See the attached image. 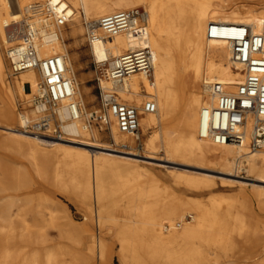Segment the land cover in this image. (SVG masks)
<instances>
[{
	"label": "bare ground",
	"instance_id": "bare-ground-1",
	"mask_svg": "<svg viewBox=\"0 0 264 264\" xmlns=\"http://www.w3.org/2000/svg\"><path fill=\"white\" fill-rule=\"evenodd\" d=\"M39 1L57 10L66 9L70 14L67 24L41 27L39 16L27 14L28 6ZM138 6L145 12L141 33L102 34L101 17ZM24 22L39 27L42 56H65L68 74L76 84L75 97L83 108L94 100L88 95L87 77L79 74L78 55L69 50L87 30L85 23L90 22L97 34L90 39L89 48L103 85L108 61L149 46L151 71L132 74L118 85L121 96L140 111L144 139L138 141L121 132L114 117L108 127H87L85 114L64 125L80 139L51 138L23 130L27 119L36 118L30 101L41 74L28 69L8 79L4 50L23 37ZM211 23L248 24L254 32L264 33V0H0V147L26 161L6 169L10 185L3 189L42 188L40 193L47 201L53 200L48 193L52 187L71 191L85 207L86 219L95 205L97 226L118 237L125 264H236L247 254L245 246L260 243L255 234L264 232V222L253 224L254 215L247 213L245 206L220 195L207 201L180 196L138 164L157 160L231 173L236 165L246 163L255 174L252 179L264 183V149L252 152L248 141L217 144L209 138L208 117L213 105L209 84H238L244 74L231 60L229 43L209 37ZM17 97L28 103L27 111L19 116L14 108ZM150 98L156 101L157 110L144 113L142 104ZM61 114L68 112L64 109ZM107 128L110 132L103 134L101 130ZM104 136L124 148L101 140ZM140 143L144 153L134 150ZM178 179L197 188L207 186L205 179L182 175ZM16 201H0V264H91L95 251L102 264L107 261L105 238L85 227L75 233L77 243L87 251L79 252L73 262L53 246L37 248L38 243L50 240L44 228L54 223L55 209L48 207V217L37 209L31 223L20 207H15ZM177 220L183 221L182 226H177ZM64 231L73 236L70 229ZM210 248L216 250L213 255ZM256 264H264V258Z\"/></svg>",
	"mask_w": 264,
	"mask_h": 264
},
{
	"label": "built area",
	"instance_id": "built-area-1",
	"mask_svg": "<svg viewBox=\"0 0 264 264\" xmlns=\"http://www.w3.org/2000/svg\"><path fill=\"white\" fill-rule=\"evenodd\" d=\"M30 17L39 16L41 27L67 24L70 14L66 9L57 10L39 2L27 8ZM144 10L140 7L118 10L104 15L98 21L101 32L113 37L123 32L141 33ZM90 39L97 38L92 24L86 23ZM39 27L24 22V33L20 40H13L7 47V56L13 75L34 69L41 78L33 92L31 107L36 118L27 119L22 129L35 135L51 138H75L68 132L67 121L80 119L85 114L87 127L94 124L108 126L114 117L121 132L132 135L140 141V111L125 100L118 91V85L135 73H149L152 69V52L149 46L129 50L106 63V83L97 76L100 89L99 109L87 112L76 99L75 80L68 74L66 58L61 53L48 56L40 54L42 36ZM209 37L226 40L230 45V56L240 65L243 80L238 83H210L213 105L208 117L209 138L217 143L242 145L246 141L250 151L264 149V33L254 32L248 24L211 23ZM66 109L68 114L61 112ZM157 110L153 98L143 103L142 112ZM178 227L181 226L179 222Z\"/></svg>",
	"mask_w": 264,
	"mask_h": 264
},
{
	"label": "rangeland",
	"instance_id": "rangeland-1",
	"mask_svg": "<svg viewBox=\"0 0 264 264\" xmlns=\"http://www.w3.org/2000/svg\"><path fill=\"white\" fill-rule=\"evenodd\" d=\"M37 1V0H34ZM254 3V2H249ZM143 9V6H138ZM86 26V23H85ZM68 44H73V40H67ZM89 38L87 30L84 31V35L79 38V42L76 47L71 48L70 54H77L79 57V64L81 69L79 74H83L87 77L88 81L86 83L89 86V96L94 100L92 103L88 104L85 111H93L99 109L100 105V89L99 82L97 80V66L93 59V56L89 48ZM5 57L8 64V79L13 78V74L10 68L9 58L7 56V47L4 50ZM26 101L23 97H17L14 101V108L16 115L19 116L20 113L27 111ZM31 105V101H30ZM143 105V104H142ZM18 126V122L14 123ZM94 128L102 127L100 124H94ZM108 127V126H103ZM110 132V129H105L101 132ZM150 132L146 136H149ZM145 136V137H146ZM80 139L81 137H75ZM144 139V135L141 133V139ZM101 140L109 142L113 147L123 149L120 145H117L112 137L104 136ZM143 142V141H142ZM90 149H95L91 148ZM137 152L144 153L143 143L137 145L134 149ZM163 155V152L160 151ZM18 161H25L18 155L12 153L10 150L0 147V201H7L9 199L17 200L16 204L24 212V216L27 221L34 222L36 217L37 209H41L44 216L48 217V207H53L55 209L56 219L52 225L45 226V235L50 239L48 242L38 243L37 248L53 246L54 249L59 250L63 253V258L65 260L73 262L78 256L79 252H86V246H81L77 243V233L75 231L81 228H87L97 235L105 238L108 247V259L104 264H125L120 257V244L119 239L115 233H108L105 227L99 229L97 226L95 205H93V212L88 219H86L87 211L83 205L79 203L76 196L71 191H65L58 187H52L48 193H50L53 200L47 201L40 191L42 188L37 189L35 187L22 188L20 190L8 189L5 190L3 187L7 185L8 175L6 174V169L11 165H14ZM152 163L138 162L143 169L148 170L152 174L160 178L174 193L185 196L192 197L197 200L207 201L213 196H223L231 201H233L237 206H245L248 211L253 215L252 223L264 222V183L253 180L255 174L250 171L249 166L246 163L236 165L231 173H223L219 171H209L203 170L191 165L173 163L167 161H157L151 160ZM211 167L222 170L221 167L215 165H209ZM182 175L188 178H197L207 180V186H201L199 188L187 185L184 181H180L178 176ZM109 174L107 178L109 179ZM187 218L191 219L188 215ZM181 224L183 221L177 220ZM182 226V225H181ZM180 227V226H179ZM64 228L70 229L73 236H69L64 231ZM75 238V239H74ZM256 241L258 244H253L250 246H245L247 253L245 256H240L236 260V264H256L264 258V232H259L255 234ZM213 255L216 251L214 248L208 249ZM91 264H102L98 258L97 251H95L94 258ZM232 264V263H231Z\"/></svg>",
	"mask_w": 264,
	"mask_h": 264
}]
</instances>
